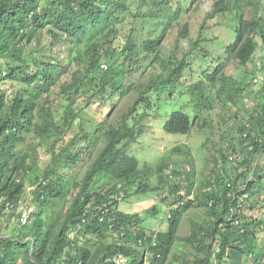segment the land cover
I'll use <instances>...</instances> for the list:
<instances>
[{
  "label": "trees",
  "instance_id": "16d2710c",
  "mask_svg": "<svg viewBox=\"0 0 264 264\" xmlns=\"http://www.w3.org/2000/svg\"><path fill=\"white\" fill-rule=\"evenodd\" d=\"M202 4L0 0V218L10 202L15 222L0 232V264H115L119 255L127 264L143 256L146 264H264L258 237L264 213L256 212L264 208L256 205L264 171L255 166L264 157V0H210L206 20L221 16L222 29L227 18L235 23L224 33L228 42L214 37L223 51L215 59L199 52L205 21L196 38L181 22ZM177 31L188 39L181 57L165 52V37ZM257 52L253 71L247 66ZM230 65L239 72H228ZM258 72L260 89L248 104ZM178 92L193 113L163 114L165 95ZM127 99L118 113V100ZM215 102L234 108L236 119L230 141L222 137L225 144L212 151L213 166L199 181L187 144L170 148L153 166H140L128 151L147 119L166 133L189 134L198 113ZM219 122L227 123L223 116ZM206 125L203 119L199 126ZM30 134L38 140L27 141ZM37 146L49 154L43 167ZM174 155L184 158L187 171ZM79 164L87 165L82 177L73 173ZM162 188L169 208L164 230H148L140 213L118 208L130 193ZM26 200L35 211L20 226L16 208ZM191 210L203 216L189 217ZM185 216L190 230L181 235Z\"/></svg>",
  "mask_w": 264,
  "mask_h": 264
},
{
  "label": "rangeland",
  "instance_id": "374dc122",
  "mask_svg": "<svg viewBox=\"0 0 264 264\" xmlns=\"http://www.w3.org/2000/svg\"><path fill=\"white\" fill-rule=\"evenodd\" d=\"M210 0H203L202 5H199V7L196 10L190 11L188 14L185 15L183 20H181L182 23L187 22L190 25V37L196 38L198 34L199 27L201 26L202 21H205L206 26L203 31V36L207 38L206 41H203L202 48L199 50V52H204V50H207L208 54H212L213 59H215L217 55L221 54L222 51V44H216L214 43V37H218L219 35H222V37L219 39L220 42H228L226 41L225 32H228L232 30L235 26L234 21H232L231 18H227L223 24V29H226L224 31L222 29L221 23V16L210 18L209 20H206V9L208 8ZM46 39V36L43 34L41 38V46L44 44ZM165 52L166 53H176L178 57H181L183 53H185L188 50L187 43L188 39H182L178 36V31L175 33L169 32L167 36L165 37ZM121 44L120 40L116 41V46ZM32 45V44H31ZM30 45V47H31ZM38 47V46H37ZM49 52V48H47L46 53ZM215 52V56H214ZM55 53H61V48L58 46L56 48ZM259 56L260 52H257L255 56L253 57V60L249 62L247 68L252 69L253 71L257 70L256 65L259 63ZM232 67V70H228V72H232L233 74L238 73V69L234 68V65H230ZM259 76V81L256 85H254L251 90L252 92L249 93V99L246 101V103L252 102L253 97L257 94L258 90L260 89L261 85V79L259 72L257 73ZM2 87L4 89L9 88V84H2ZM166 96V101L164 102L161 112L164 114L165 112L170 113L173 110L176 109H182L183 111L192 114L193 113V104H186V101L188 100L187 96L184 94L180 96L179 92L174 97ZM252 99V100H251ZM255 101V100H254ZM129 100H118V107L116 108L118 113L122 109H125L127 107ZM255 103V102H253ZM184 106V107H183ZM239 108V107H238ZM163 110V111H162ZM234 108H226L223 105H221L220 102H215L213 105V109H204L203 112L198 113V124L193 127L191 132L189 134H170L164 132L162 129V125H159L158 120H155L153 118L147 119L145 121V128L144 132L139 136V138L135 142H131L129 146L127 147L128 151L130 153H133L139 160L140 166L149 165L153 166L157 162L160 161L161 157L168 152V150L175 145H179L181 143L187 144L190 151L192 152V156L194 159L195 164V179L196 181H199L204 177V175L207 173L206 171L210 170L213 166L212 160L213 157L211 155L212 151L214 149H218L219 146L222 144L228 143L230 141L231 137V128L234 126L235 119L234 118ZM244 113V111H243ZM238 114H241V111L238 110ZM93 115V114H90ZM89 115V116H90ZM220 116H223V118L227 121L226 124H223L222 122H219ZM205 119L207 121V125L200 128V123H202V120ZM162 124V122H161ZM227 126V127H226ZM225 136V143L222 141V137ZM36 141L38 140L35 138L34 135L30 134L27 137V141ZM37 153L39 156V165L40 167H43V165L46 164V162L49 161V154L46 151V148L44 146H37ZM174 159L179 161L180 163L184 164V158L180 155H174ZM210 157V159H209ZM86 158V156H85ZM256 165H261V168L264 171V157L259 161H256ZM185 166V164H184ZM183 167L182 172L187 171L189 166L186 165ZM87 168V165L79 164L74 168L73 173H78L82 177L85 170ZM79 171V172H78ZM262 171V170H261ZM72 173V170L69 171ZM253 178V177H252ZM257 177L253 178L256 180ZM153 180V179H152ZM259 182V181H258ZM198 184V182H196ZM260 192L256 195L257 204L259 206L260 202H264V180L260 183ZM31 187H27L26 192H30ZM165 189H161L160 191L156 192H150L146 195H139L130 193L129 196L123 200L120 201L118 204L119 210L126 212V213H140L142 218L144 219L143 225L148 228V230L153 229H166L167 227V218L169 215V208L167 203H164L161 198L164 193ZM262 200V201H261ZM255 205V206H256ZM157 207L158 213L156 215L149 214L147 212V209L151 207ZM258 207H256L257 209ZM245 210H247V207H244ZM258 214L261 215L264 213V208H261L260 210L257 209L256 211ZM255 210L252 211V213H256ZM188 216H197L202 217L203 211L200 210H191L188 213ZM181 227L179 229V233L181 235H186L189 233V222L187 219V216H185ZM14 222V218L10 217L9 213L7 212L3 217L0 218V227L1 233H7L8 230V224H12ZM259 238H264V232H260ZM146 264V263H144Z\"/></svg>",
  "mask_w": 264,
  "mask_h": 264
},
{
  "label": "built area",
  "instance_id": "2783aa9c",
  "mask_svg": "<svg viewBox=\"0 0 264 264\" xmlns=\"http://www.w3.org/2000/svg\"><path fill=\"white\" fill-rule=\"evenodd\" d=\"M256 81V79H255ZM28 200L20 202L16 208V212L19 214V224L20 226L27 225L32 220L34 214V206L27 204ZM13 209V205L10 202L6 203V210L10 212ZM30 238V237H29ZM129 258L123 255H119L113 259L115 264H127Z\"/></svg>",
  "mask_w": 264,
  "mask_h": 264
},
{
  "label": "water",
  "instance_id": "95a60500",
  "mask_svg": "<svg viewBox=\"0 0 264 264\" xmlns=\"http://www.w3.org/2000/svg\"><path fill=\"white\" fill-rule=\"evenodd\" d=\"M144 259H145V257L143 256V258H142L140 264H143V263H144Z\"/></svg>",
  "mask_w": 264,
  "mask_h": 264
},
{
  "label": "clouds",
  "instance_id": "9594fccd",
  "mask_svg": "<svg viewBox=\"0 0 264 264\" xmlns=\"http://www.w3.org/2000/svg\"><path fill=\"white\" fill-rule=\"evenodd\" d=\"M257 81V80H256ZM255 80H254V82H256ZM245 197H247V196H245ZM169 216V215H168Z\"/></svg>",
  "mask_w": 264,
  "mask_h": 264
}]
</instances>
